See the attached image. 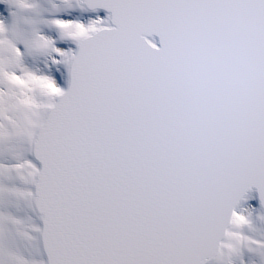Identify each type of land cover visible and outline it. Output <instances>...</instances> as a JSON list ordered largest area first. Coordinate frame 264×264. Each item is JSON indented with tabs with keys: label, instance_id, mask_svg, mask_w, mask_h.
Segmentation results:
<instances>
[{
	"label": "snow or ice",
	"instance_id": "6c2138e0",
	"mask_svg": "<svg viewBox=\"0 0 264 264\" xmlns=\"http://www.w3.org/2000/svg\"><path fill=\"white\" fill-rule=\"evenodd\" d=\"M0 264H264V0H0Z\"/></svg>",
	"mask_w": 264,
	"mask_h": 264
}]
</instances>
